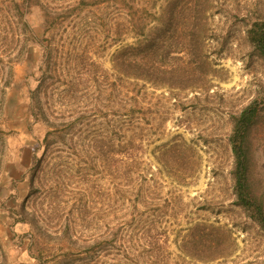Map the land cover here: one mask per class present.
<instances>
[{
	"label": "rangeland",
	"instance_id": "1",
	"mask_svg": "<svg viewBox=\"0 0 264 264\" xmlns=\"http://www.w3.org/2000/svg\"><path fill=\"white\" fill-rule=\"evenodd\" d=\"M218 1L205 49L181 51V93L118 78L115 55L140 38L118 41L126 21L111 2L30 0L22 20L12 10L16 39L0 43V264H203L185 245L219 234L228 257L207 264H264V226L236 202L229 144L234 117L264 98V58L248 38L264 0ZM248 153L264 206V115Z\"/></svg>",
	"mask_w": 264,
	"mask_h": 264
},
{
	"label": "trees",
	"instance_id": "2",
	"mask_svg": "<svg viewBox=\"0 0 264 264\" xmlns=\"http://www.w3.org/2000/svg\"><path fill=\"white\" fill-rule=\"evenodd\" d=\"M83 3L98 6L100 3L111 2L119 7L124 14L125 24L120 25L118 41L128 33L140 38L136 45L123 47L114 58V67L120 80H133L137 83L151 84L159 89H166L181 93V85L187 86L190 77L181 74V51L190 55L202 51L206 47L208 38V12L211 0H166L160 15H152L149 6L153 0H81ZM220 2L217 0V3ZM8 11H1L3 17L0 22V43L4 47L10 45L16 37L13 35L14 27L9 25V14L16 10L18 18H25L26 10L30 6V0L22 3L18 0H9ZM219 5V4H218ZM12 6V8H11ZM14 8V9H13ZM11 15V14H10ZM183 20L181 22V17ZM22 20V19H21ZM154 27H150L151 24ZM181 24L184 31L181 33ZM25 31L28 24L25 23ZM31 40L32 35L29 36ZM249 41L264 58V20H256L248 30ZM48 51V48H47ZM46 51V54L48 52ZM11 63V62H10ZM12 64V63H11ZM13 77V72L10 73ZM11 77V79H12ZM11 79L6 80V87L11 85ZM131 91L127 85L122 86V108L125 100H128ZM30 115L35 121H40L42 110L39 107L38 98L33 93ZM134 98V97H133ZM137 102V98L130 99ZM124 110V109H123ZM124 116H130L123 114ZM264 115V98L256 99L239 115L234 117L233 132L229 138V144L234 155V168L232 176L234 180V193L237 204L250 213L252 219L264 226V206L253 195L250 186V159L249 146L254 130L258 127ZM139 128V127H138ZM48 132L46 140L48 141ZM130 147L134 146V142ZM129 146L123 147L119 152H127ZM165 166L169 167L167 163ZM21 222H24L20 220ZM19 221V222H20ZM215 228V227H214ZM217 232L223 231L215 228ZM225 237V235H224ZM222 236L210 243L204 240L186 244L184 253L200 263L207 264L218 259L228 257V241ZM159 246L157 238L150 237V247L155 250ZM181 249V247H180ZM181 251V250H180Z\"/></svg>",
	"mask_w": 264,
	"mask_h": 264
}]
</instances>
